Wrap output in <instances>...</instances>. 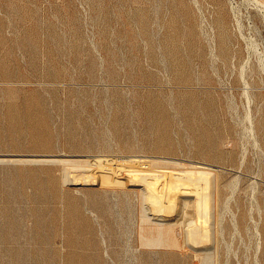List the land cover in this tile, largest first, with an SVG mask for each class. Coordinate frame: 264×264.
I'll list each match as a JSON object with an SVG mask.
<instances>
[{
    "label": "rangeland",
    "instance_id": "rangeland-1",
    "mask_svg": "<svg viewBox=\"0 0 264 264\" xmlns=\"http://www.w3.org/2000/svg\"><path fill=\"white\" fill-rule=\"evenodd\" d=\"M263 5L0 0V264H264Z\"/></svg>",
    "mask_w": 264,
    "mask_h": 264
},
{
    "label": "bare ground",
    "instance_id": "bare-ground-1",
    "mask_svg": "<svg viewBox=\"0 0 264 264\" xmlns=\"http://www.w3.org/2000/svg\"><path fill=\"white\" fill-rule=\"evenodd\" d=\"M264 6V5H263ZM44 159V158H43ZM65 159V158H64ZM1 160V159H0ZM32 160V159H31ZM40 160V159H39ZM45 160V159H44ZM48 160H54V159H48ZM71 160V159H70ZM134 160V159H133ZM135 160H136V158H135ZM32 161H35L34 159L32 160ZM203 165H199L198 167H202ZM205 166V165H204ZM155 174V173H154ZM136 175V174H135ZM138 175V174H137ZM139 175H142V177H144V178H150V177H148L149 175H150V173L149 172H147V170H139ZM152 175V174H151ZM141 177V176H140ZM120 183V182H119ZM198 207L200 208V210L202 211L203 210V212H204V210L205 209H203L204 208V205H203V202L201 201V203L199 202L198 203ZM206 211V210H205Z\"/></svg>",
    "mask_w": 264,
    "mask_h": 264
}]
</instances>
